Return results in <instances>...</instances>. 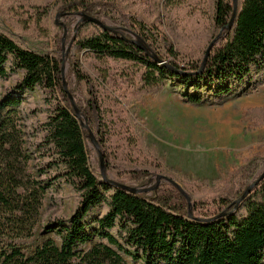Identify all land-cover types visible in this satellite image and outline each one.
<instances>
[{
	"label": "trees",
	"instance_id": "16d2710c",
	"mask_svg": "<svg viewBox=\"0 0 264 264\" xmlns=\"http://www.w3.org/2000/svg\"><path fill=\"white\" fill-rule=\"evenodd\" d=\"M140 1L151 18L165 25L162 44L172 59L166 63L184 74L132 43L137 35L133 31H110L80 20L84 13L116 25L112 11ZM177 1H3L26 32L34 29L47 38L50 19L55 23L60 15L64 24L56 33L52 56L23 48L0 32V82L18 79L0 100V264H264V181L235 209L236 201L261 176L263 158L254 155L228 172L206 199H196L192 182L185 179L184 188L192 200L190 218L187 198L168 181L156 191L133 194L102 180L100 158L64 88L62 38L67 30V45L83 52L82 63L73 51L68 55V90L103 150L109 177L137 188L155 186L158 175L178 182L156 148L147 147L146 130L136 124L130 97L145 105L143 96H156L169 85H179L184 92L178 97L188 105L201 107L210 99L220 105L237 88L258 83L257 78L264 76V0H239L229 30L225 28L233 17L234 1L212 0L215 34L191 54L180 52L171 39L169 14ZM122 16L126 26L133 28L127 15ZM221 31L200 71L209 44ZM37 90L47 91L43 98L50 103L40 126L39 147L49 150L53 159L38 172L43 177L46 169L55 168L60 173L57 179L72 187L78 203L68 219L54 218L44 228L45 234L55 233L60 244L48 239L27 256L16 241L34 237L47 189L57 180H39L32 172L18 115L25 95ZM94 155L97 168L90 163ZM120 160L150 162L143 168L116 164ZM98 208L104 213L93 215ZM95 238L99 241L93 245Z\"/></svg>",
	"mask_w": 264,
	"mask_h": 264
},
{
	"label": "rangeland",
	"instance_id": "374dc122",
	"mask_svg": "<svg viewBox=\"0 0 264 264\" xmlns=\"http://www.w3.org/2000/svg\"><path fill=\"white\" fill-rule=\"evenodd\" d=\"M3 1L5 0H0V32L12 38L23 48L52 56L56 51L54 44L56 33L64 24L61 17H56L55 23L53 19L49 20V35L43 38L37 30L24 31L17 20L8 14L9 3L4 4ZM12 1L21 2L22 0ZM32 1L36 4H46L54 3L56 0ZM146 6L144 1L123 4L119 10H113L111 13V17L117 19L118 23L115 25L106 22L105 24L112 28H120L124 33L131 30L140 37L145 36L146 41L141 38L147 46L153 47V52L164 62L169 63L172 59L162 44L165 25L151 18L146 11ZM214 12L215 5L212 0H178L175 3L169 14L170 35L180 52L191 54L205 46L214 36ZM122 14H126L133 22V28L126 26ZM63 38V66L66 68V79L70 51H73L81 63L83 52L78 48L72 49V45H67V39L63 49ZM17 80L10 78L0 82V100ZM257 81L258 83L249 87L237 88L235 94L220 105L215 104L210 98V101L201 107L188 105L178 97L184 92L179 85L175 87L169 85L156 96H143L142 101L145 105L140 100L130 97L136 112V124L146 130L147 147L156 148L164 166L175 172V176L179 179L178 182L174 180L175 182L183 188L185 179L192 182L190 186L196 199L208 198L211 190L224 179L228 172L241 167L254 155L264 159V76L257 78ZM201 91L206 92L205 89ZM43 93L47 94V91L37 90L34 93H27L23 98V105L18 109V115L25 134L26 150L31 157L32 172L39 180L49 177L56 180L60 173L55 168L46 169L43 177L38 172L39 168H46L53 161L51 152L39 147L43 137L40 126L46 121L48 107H50V103L45 102ZM255 110L259 111L255 112ZM101 151L103 153V150ZM97 156L94 155L90 160L94 168L98 165ZM205 157L206 162L203 161ZM214 160L222 163L215 165ZM149 162V160H120L116 164L147 168ZM260 172L261 174L264 172V164ZM214 175L217 177L213 178ZM205 180L209 181L208 185L200 184ZM77 203L78 196L70 185L62 179H57L54 183L52 181L50 188L47 189L34 237L17 240L16 243L23 248L27 256H31L48 239H53L60 244L55 233L45 234L44 228L54 218L68 219ZM103 213V209L98 208L94 210L93 215L99 216ZM98 241V238H95L93 245Z\"/></svg>",
	"mask_w": 264,
	"mask_h": 264
},
{
	"label": "water",
	"instance_id": "95a60500",
	"mask_svg": "<svg viewBox=\"0 0 264 264\" xmlns=\"http://www.w3.org/2000/svg\"><path fill=\"white\" fill-rule=\"evenodd\" d=\"M234 1V7H235V10H234V14H233V17L229 23V25L225 28L226 30H229L231 29V27L233 26L234 24V20H235V17H236V14H237V10H238V0H233ZM81 17V21H89V22H92L106 30H110V31H114V29L112 27H109L108 25L104 24L103 22L97 20V19H94V18H90L88 16H86L84 13H81L79 15ZM61 16L58 15L57 18H60ZM64 38H63V49H64V46H65V36L67 34V30H65L64 32ZM223 31H221L219 33V35L211 42V44L209 45V47L207 48L206 50V55H205V58H204V62H203V65H202V68L200 71L203 70L208 58H209V55L212 51V49L214 48V45L218 42V40L220 39L221 35H222ZM132 43L138 45L142 50H144L145 52H147L149 54L150 57H152L155 61L161 63L162 65H166L167 67L171 68L172 70H174L175 72H177L178 74H184L185 72H182V71H177L175 68H173L172 66L168 65L166 62H164L162 59H160L158 57V55H156L149 46L146 45L145 41L139 36V35H134V40H132ZM64 57H66V53H64ZM65 60V59H64ZM65 74H66V68L65 66H63L62 68V76H63V80H64V88L66 89L68 95H69V99L75 109V114H76V117L77 119H80L81 120V124H82V127L83 129L87 130L88 131V136L90 138V140L92 141L97 153H98V156L100 158V171H101V175H102V180L113 186L114 188H122L124 190H127L133 194H143V193H149L151 191H156L158 189V187L160 186V184L164 181H168L169 183L173 184L188 200V203H189V217L192 218V200L191 198L189 197V195L187 194V192L185 191V189L180 185L178 184L177 182H175L174 180L172 179H169L165 176H162V175H158L156 177V184L155 186L153 187H147V188H137V187H132V186H123V185H120L119 183H117L113 177H109V175L107 174V171H106V165H105V162H104V159H103V153L101 151V148H100V145H99V142L97 140V138L95 137L93 131L91 130L89 124L87 123L86 119H84L81 115V111L79 110V108L77 107L76 105V102H75V99L74 97L69 93V90H68V84L66 82V79H65ZM189 74V73H188ZM262 181H264V172L261 174V176L259 177V179L251 186H249V188L245 191V193L243 194V196L236 201V208H238V206L241 204V202H243L246 197L251 193L252 189L255 188L256 186H258ZM199 222H210L211 220H197Z\"/></svg>",
	"mask_w": 264,
	"mask_h": 264
},
{
	"label": "crops",
	"instance_id": "0c3cea01",
	"mask_svg": "<svg viewBox=\"0 0 264 264\" xmlns=\"http://www.w3.org/2000/svg\"><path fill=\"white\" fill-rule=\"evenodd\" d=\"M202 159V158H201ZM204 162H206L207 160H206V157L204 158V160H203ZM222 162H219L218 160H214V164L216 165V164H221ZM215 171L217 172L216 174H218V170L215 168ZM212 173V172H211ZM215 176L216 175H214L213 176V178H215ZM217 177V176H216Z\"/></svg>",
	"mask_w": 264,
	"mask_h": 264
}]
</instances>
